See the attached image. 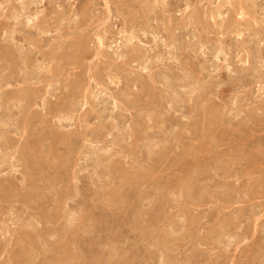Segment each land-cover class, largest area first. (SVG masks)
Masks as SVG:
<instances>
[{
    "label": "rangeland",
    "instance_id": "374dc122",
    "mask_svg": "<svg viewBox=\"0 0 264 264\" xmlns=\"http://www.w3.org/2000/svg\"><path fill=\"white\" fill-rule=\"evenodd\" d=\"M0 264H264V0H0Z\"/></svg>",
    "mask_w": 264,
    "mask_h": 264
},
{
    "label": "bare ground",
    "instance_id": "6f19581e",
    "mask_svg": "<svg viewBox=\"0 0 264 264\" xmlns=\"http://www.w3.org/2000/svg\"><path fill=\"white\" fill-rule=\"evenodd\" d=\"M232 2V1H231ZM242 12V11H241Z\"/></svg>",
    "mask_w": 264,
    "mask_h": 264
}]
</instances>
